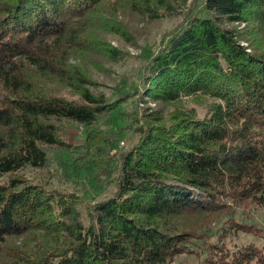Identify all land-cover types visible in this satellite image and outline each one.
<instances>
[{
	"label": "trees",
	"instance_id": "obj_1",
	"mask_svg": "<svg viewBox=\"0 0 264 264\" xmlns=\"http://www.w3.org/2000/svg\"><path fill=\"white\" fill-rule=\"evenodd\" d=\"M186 1L0 0V264H264L262 233L228 241L251 232L236 208H264V0H204L170 34L117 129L136 137L124 151L99 127L123 99L80 64L88 28L118 9L155 20ZM70 124L78 147L63 139ZM71 148L108 198L85 206L30 176Z\"/></svg>",
	"mask_w": 264,
	"mask_h": 264
},
{
	"label": "rangeland",
	"instance_id": "obj_2",
	"mask_svg": "<svg viewBox=\"0 0 264 264\" xmlns=\"http://www.w3.org/2000/svg\"><path fill=\"white\" fill-rule=\"evenodd\" d=\"M203 1L187 0L177 3L176 14L155 20H147L129 10L118 9L108 19L109 25L106 27L96 24L88 28L90 42L80 52V64L92 73V78L98 84L96 87L98 92L105 94L111 101L123 99L118 104V112L115 115L104 116L99 122L100 129L106 133L118 132L114 137L117 153L126 150L136 138L130 131L121 132L117 129L129 123L126 114L142 107L135 90L140 88L145 65L175 29L184 24L189 16L200 12ZM111 11L106 10L107 13ZM106 48H115L122 53L123 58L117 62L107 60ZM61 95L68 100H78L77 96L67 92ZM63 139L72 146L82 145L85 139L84 130L81 126L70 124L65 127ZM85 161L86 156L77 150L72 149L71 152L57 150L50 156L48 170H39L30 176L40 175L41 180L48 182L55 189L74 192L81 197L83 205H90L108 198L114 187L108 186L107 182H98V179L97 184L92 178L89 179L83 166ZM231 218L245 224V228H248L246 230L257 236L239 230L228 240L230 244L259 245L262 242L264 238L261 239L258 234L262 233L264 237V208L248 207L244 211L236 208ZM250 225H253V228L249 227ZM217 228L218 225L213 231ZM188 264L194 263L190 261Z\"/></svg>",
	"mask_w": 264,
	"mask_h": 264
}]
</instances>
